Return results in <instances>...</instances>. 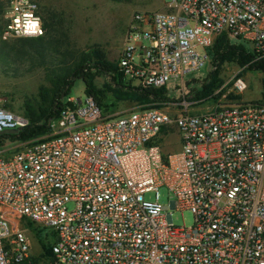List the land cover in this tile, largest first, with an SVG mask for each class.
<instances>
[{
	"label": "built area",
	"instance_id": "2783aa9c",
	"mask_svg": "<svg viewBox=\"0 0 264 264\" xmlns=\"http://www.w3.org/2000/svg\"><path fill=\"white\" fill-rule=\"evenodd\" d=\"M166 7L132 16L118 58L132 86L178 81L184 93L222 34L264 59V0ZM39 10L10 0L3 39L44 36ZM234 89L248 85L237 78ZM174 106L105 115L91 95L69 96L47 137L0 148V264H264V96L202 114ZM29 123L0 108V132ZM173 127L181 148L165 154L155 142ZM161 187L173 195L168 206ZM174 210L190 211L194 224L176 226ZM24 221L49 229V262L32 254Z\"/></svg>",
	"mask_w": 264,
	"mask_h": 264
},
{
	"label": "rangeland",
	"instance_id": "374dc122",
	"mask_svg": "<svg viewBox=\"0 0 264 264\" xmlns=\"http://www.w3.org/2000/svg\"><path fill=\"white\" fill-rule=\"evenodd\" d=\"M35 1L38 3L42 13L50 11L57 14L60 24L59 28L67 33L74 48L79 50H100L108 60L117 63L133 14L139 11H166V4L172 0H130L129 2H115L112 0ZM8 5L9 0H0V24H3L4 28L5 21H7ZM3 7L5 10L4 14L1 11ZM13 40L16 39L6 41ZM211 69V64L208 63L199 71L190 74L186 78L184 93L180 88V82H170L167 87L168 93L177 100L166 101L160 107L155 106L154 108L171 112L169 104L170 102H175L177 107H172V110L176 111L181 108L180 104L186 101L192 104L191 114H202L212 111L222 104L236 101H258L263 98L264 74L249 71L230 63L223 67L220 75L222 85L213 94V96L220 97L217 100L213 99V96L205 99L197 98L196 91L201 88L202 81L208 77ZM237 78H243L248 85V89L244 93L239 94L234 89V82ZM97 83L100 88H103L102 86L105 82L104 80H98ZM43 84L47 83L45 73L41 69L25 72L24 67H22L20 72L17 73L14 66L5 69L0 65V108L24 116V102L27 98L36 97L39 87ZM86 94L85 83L79 80L76 82L70 96L84 99ZM108 101L114 107L106 115H122L133 111H141L148 107L153 108L150 103H141L131 99L119 100L111 92L108 93ZM45 137L35 141L9 143L6 144V148L11 151H17ZM155 144L160 146L165 154L180 151L178 130L174 127L165 128ZM159 195L160 202L165 206H168L173 198L167 187H161ZM146 199L156 200V192L146 194ZM172 213L176 226H183L185 223L187 227H191L194 224V216L190 211L180 212L174 210ZM36 229L43 231L44 243L49 244V238L47 237L49 229H43L39 226ZM27 233L32 254L36 257L42 256L43 250L40 240L30 229H28ZM42 262L47 263L48 261L43 260Z\"/></svg>",
	"mask_w": 264,
	"mask_h": 264
},
{
	"label": "trees",
	"instance_id": "16d2710c",
	"mask_svg": "<svg viewBox=\"0 0 264 264\" xmlns=\"http://www.w3.org/2000/svg\"><path fill=\"white\" fill-rule=\"evenodd\" d=\"M1 11L2 14L5 13L4 7ZM39 15L45 30L44 36L39 38L3 40L7 21L5 28L0 24V65L5 69L14 66L17 73L22 67L25 72L41 69L47 83L39 87L36 97L27 98L23 104L24 116L29 120V125L20 129L16 135H1L0 148L9 143L35 141L49 135L52 122L62 114L64 101L71 95L79 80L85 83L86 93L94 97L105 115L114 107L108 101L109 92L114 93L119 100L131 99L150 103L153 108L172 100L167 88L143 89L126 82L119 71L118 62H111L100 50L74 48L67 33L59 28L57 14L50 11L42 13L39 10ZM209 54L212 69L202 81L201 88L196 91L197 98H210L220 88V75L226 64H235L240 68L264 74V59H258L246 45L232 42L227 34L216 39ZM98 80H104L103 88L98 85ZM219 97L213 96V99L217 100ZM24 224L36 234L45 250V254L36 260L49 262L51 247L44 243L43 231L37 230L29 221H24Z\"/></svg>",
	"mask_w": 264,
	"mask_h": 264
},
{
	"label": "water",
	"instance_id": "95a60500",
	"mask_svg": "<svg viewBox=\"0 0 264 264\" xmlns=\"http://www.w3.org/2000/svg\"><path fill=\"white\" fill-rule=\"evenodd\" d=\"M20 132V129H8L0 132V136L7 134V135H16Z\"/></svg>",
	"mask_w": 264,
	"mask_h": 264
}]
</instances>
